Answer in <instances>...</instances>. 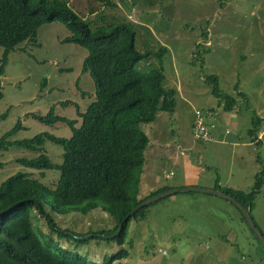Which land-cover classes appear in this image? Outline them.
<instances>
[{
  "label": "rangeland",
  "instance_id": "obj_1",
  "mask_svg": "<svg viewBox=\"0 0 264 264\" xmlns=\"http://www.w3.org/2000/svg\"><path fill=\"white\" fill-rule=\"evenodd\" d=\"M59 1L93 26L132 22L138 51L165 49L161 53L163 85L176 90L175 105L172 112L160 111L154 120L140 123V127L149 140L167 141L177 155L160 149L148 159V148L145 150L146 161L151 160V182L139 176L137 199L175 181L209 185L219 180L222 188L229 183L243 191L251 189L253 175L264 171V136L257 143L248 133L256 116L252 99L264 78V0H105L110 4L96 0ZM209 30L212 46L195 44ZM69 34L61 22L52 21L39 28L37 44L25 41L9 53L0 75V113L7 110L6 116L0 118V136L20 119L24 127L8 140L28 139L41 131L68 138L72 131L64 121L48 124L32 116L45 114L50 108L55 114L76 118V125L80 123L75 103L80 111L84 110L95 96V86L89 72L81 71L86 49L61 41ZM1 55L2 47L0 58ZM149 58L139 61L138 68L158 66L157 56ZM175 67L182 68L176 75ZM211 73L217 75L220 91L233 95L235 109L208 105L216 103V99L211 96V82L201 75ZM234 83H242L245 93L234 91ZM66 100L71 103L63 104ZM206 106L214 107L222 123L229 126L230 134L238 136L234 143H198L192 138L188 119L195 108ZM44 152L53 163H62V146L45 141ZM37 154L14 144L0 149V184L14 173L29 172L42 184L54 186L59 170L46 169L41 175L40 170L16 161L18 157ZM228 171L231 174L227 182ZM262 180L251 215L264 233V175ZM147 206L144 218L128 222L122 246L93 234L114 225V219L101 206L85 213L72 210L58 214L45 203L44 213L36 207L27 213L42 240L52 238L58 248L69 254L77 252L90 261H102L123 247L127 255L114 260V264H264V249L252 237L241 211L226 199L188 191L166 195ZM74 238L85 241L76 245Z\"/></svg>",
  "mask_w": 264,
  "mask_h": 264
},
{
  "label": "trees",
  "instance_id": "obj_2",
  "mask_svg": "<svg viewBox=\"0 0 264 264\" xmlns=\"http://www.w3.org/2000/svg\"><path fill=\"white\" fill-rule=\"evenodd\" d=\"M96 1L110 4L105 0ZM52 21L61 22L70 33L61 38L62 42L86 49L81 71H88L91 75L95 96L82 111L75 103L81 117L78 125L76 118L55 114L52 108L45 114L32 113L33 117L48 124L56 121L67 123L72 131L68 138L41 131L28 139L8 140L10 135L24 127L20 119L0 136V149L14 144L38 153L30 158H16L21 165L40 170L41 175L46 169L60 171L52 187L32 178L29 172L14 173L0 184V264H114V260L127 255L125 248L120 247L102 261L87 260L77 252L69 254L66 249L58 248L52 238L48 241L41 239L27 210L36 207L44 213V204L49 203L52 211L58 214L72 210L85 213L101 206L114 219V225L110 230H99L93 234L110 236L114 233L132 207L167 189L165 187L144 199L136 198L149 142L140 123L154 120L160 110L172 112L176 90L163 85L165 75L161 53L165 49L160 47L156 52L136 50L132 22L115 21L93 26L59 0H0V75L4 72L9 53L25 41L37 44L39 28ZM150 56H157L158 66L138 68L137 63L149 60ZM206 79L212 84V93L223 101V107L232 108L235 99L232 94L220 91L217 75L209 74ZM6 114L7 110L1 112L0 118ZM257 131L254 124L249 128L254 139ZM45 141L62 146V163L55 164L46 155ZM262 175L263 170L255 174L249 191L222 188L218 184L215 189L241 201L251 212L253 200L263 185ZM147 207L136 210L122 224L118 236L109 240L122 246L128 222L144 218L143 211ZM242 218L248 224L243 213ZM49 226L54 229L52 222ZM248 228L261 246L249 225ZM59 234L68 239L62 232ZM74 239L76 245L85 241Z\"/></svg>",
  "mask_w": 264,
  "mask_h": 264
},
{
  "label": "crops",
  "instance_id": "obj_3",
  "mask_svg": "<svg viewBox=\"0 0 264 264\" xmlns=\"http://www.w3.org/2000/svg\"><path fill=\"white\" fill-rule=\"evenodd\" d=\"M195 44H200V45L207 46V47L212 46L213 41H212V38H211L210 30L204 36L202 35L201 38H197V40L195 41ZM157 50H159V48H157ZM195 54L196 53L193 52L192 53V57H194ZM161 62H162V60H161ZM150 63H151V61H150ZM162 67H163V64H162ZM181 69L182 68H180V69L176 68V67L173 68L174 75H176L177 73H180ZM163 71H164V68H163ZM211 74H213V73H211ZM201 77L203 79H206V77L204 75H201ZM241 86H242V83H234L233 90L234 91L243 92ZM170 88H172V87H170ZM243 93H245V92H243ZM211 96H212V98L214 97L216 99V103H212V104H208V105H212V106L216 105V106L219 107V109H221V106H223V101H221V99L219 97H217L216 95H214L212 92H211ZM252 103H253V106H254V111L256 113V116H254L253 120H252V126L254 124V127L256 129H258L259 133H258V135L255 136V139H254V136H253L252 132H248V133H249L250 139L252 140V138H253L254 141L258 143V142H260L259 140H262V138L264 136V78L261 79V81L257 85V90L255 91V97L252 99ZM230 109H235V107L232 106V108H230ZM160 111H165V110H160ZM160 111H158L157 114ZM219 116H220V114L217 115V124L211 131V139L208 140V141H200V140H198V141H200L198 143H211V144L223 145V144H225V142L234 143V140L238 139L237 135H234V134L231 135L230 134L231 130L229 129V126L226 125V124L224 125L222 123V121L220 120ZM191 119H192V114L190 115V118L188 119L189 130H190V126H191ZM233 124L236 125L237 122H233ZM226 129H228V130H226ZM235 144H240V142H235ZM146 149H147L146 153H147V155L149 157L148 159H151V157L153 155H155V152L160 150V149H163V151H166V152H170V154H172L174 157H176V155H177L176 154V149L173 150L172 146L170 144H168L167 141L159 142L158 139H152V140L150 139ZM182 150H189V148H183ZM199 150H201L203 152H207L208 151V150L204 151V149H201V148ZM151 169H152L151 168V160L149 162H147L146 161V156H145L143 170H142V173H140V176H142V178H144L145 180H149V183L151 182V178H148V174H149V171H151ZM230 174H231V172L228 171L227 172V178H226L227 182L229 181ZM255 174L253 176H255ZM166 176H168V174H166ZM139 179H140V177H139ZM216 184L219 185V180L216 181V182H213V183H211L209 185H206V184L203 185L202 183H193L192 181H187L186 183H179L178 181H175L174 183H171V185H167V189H177V188H180V187L182 188V187H185V186H193V187L201 186V187H205V188L215 189ZM144 185L145 184H140V186H142V187ZM228 185H229V183H227V186H224V187H230ZM231 188H233V187H231ZM234 189H236V188H234ZM211 196H214V195H210V197ZM253 219H254V217H253ZM254 221H255L256 225L259 227V225H258V223L256 222L255 219H254ZM260 228L261 227H259V229ZM261 232L263 233L262 230H261Z\"/></svg>",
  "mask_w": 264,
  "mask_h": 264
},
{
  "label": "water",
  "instance_id": "obj_4",
  "mask_svg": "<svg viewBox=\"0 0 264 264\" xmlns=\"http://www.w3.org/2000/svg\"><path fill=\"white\" fill-rule=\"evenodd\" d=\"M188 191H196V192H201V193H206L210 195H214L223 199H226L227 201L231 202L234 204L238 209L241 210L243 215L245 216L246 220L248 221V225L254 234V237L259 241L261 246L264 248V236L259 227L256 225L248 207H246L241 201H238L236 198L233 196L226 194L222 190L218 189H208V188H200V187H182V188H177V189H167L165 191H162L156 195H153L151 197H148L142 201H140L137 205L132 207L127 214L123 217L121 222L118 224L117 229L114 231V233L110 234V236H107V234H100L101 237L103 238H112L113 236H118V233L121 229L122 224L127 220L128 217H130L136 210L139 208L145 207L148 204H150L153 201H156L162 197H165L166 195L177 193V192H188Z\"/></svg>",
  "mask_w": 264,
  "mask_h": 264
},
{
  "label": "built area",
  "instance_id": "obj_5",
  "mask_svg": "<svg viewBox=\"0 0 264 264\" xmlns=\"http://www.w3.org/2000/svg\"><path fill=\"white\" fill-rule=\"evenodd\" d=\"M131 19V14H127ZM217 111L212 106L195 108L192 112L190 132L194 140L208 141L211 139V131L216 126ZM228 130V129H226Z\"/></svg>",
  "mask_w": 264,
  "mask_h": 264
}]
</instances>
